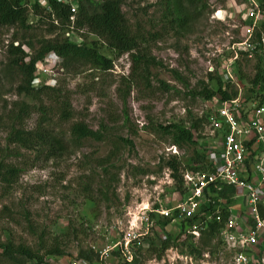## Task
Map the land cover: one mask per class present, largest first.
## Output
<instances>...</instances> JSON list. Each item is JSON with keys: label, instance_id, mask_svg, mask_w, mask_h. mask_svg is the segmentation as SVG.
Segmentation results:
<instances>
[{"label": "rangeland", "instance_id": "rangeland-1", "mask_svg": "<svg viewBox=\"0 0 264 264\" xmlns=\"http://www.w3.org/2000/svg\"><path fill=\"white\" fill-rule=\"evenodd\" d=\"M31 1L26 2L31 32L25 37L64 36L70 27L56 29L52 35L45 33L48 21L38 23L31 15ZM165 1L122 0L120 8L130 30L142 36L139 51L158 66L147 68L146 73L132 70L127 54L114 58L101 49L112 59L110 70L74 65L45 77L46 84L58 90V101H67L71 114L70 119L61 121L52 100L40 98L48 119L47 125L40 127L61 142L52 152L41 145L26 150L10 141L14 129L33 131L41 118L32 107L34 102L15 92L20 77L6 55L15 30L0 27V244L9 243L13 249L21 246L37 256L28 261L0 253V264H123L128 250L131 256L134 253L136 264H186L189 257L190 264H229V256L216 240L204 248L197 241L181 243V237L159 252L157 246L165 236L154 226L162 217L169 218L170 210L168 216L149 214L151 227L143 233L144 215L159 208L171 209L184 195L183 187L181 192L173 188L163 162L174 156L181 169L192 165L193 148L175 147L161 129L177 123L187 127L190 120L203 119L212 105L195 94L202 87H214L221 59L229 56L230 45L245 34L229 6L240 0H202L206 7L200 15L180 29L166 16ZM216 11H225L223 20L215 16ZM78 34L87 44L97 40L85 29L72 36L83 40ZM26 51L32 53L30 48ZM257 60L239 56L235 62L243 75L239 80L243 88L254 76ZM258 65L263 73L264 58ZM248 100L249 111L253 105ZM23 101L30 107L14 122ZM75 122L99 131L103 140H71L69 129ZM197 134H205L203 120ZM14 167L20 170L17 179L5 183L1 174ZM172 227L165 232L175 235L176 226ZM129 233L140 237L127 244L125 251L123 241ZM189 245L201 250L198 258L187 254ZM55 247L61 256L46 254Z\"/></svg>", "mask_w": 264, "mask_h": 264}, {"label": "trees", "instance_id": "trees-1", "mask_svg": "<svg viewBox=\"0 0 264 264\" xmlns=\"http://www.w3.org/2000/svg\"><path fill=\"white\" fill-rule=\"evenodd\" d=\"M43 2V6L40 4ZM27 0H0V27L13 28L15 30L14 37L10 39L9 44L6 46V55L8 63L11 68L19 75L20 81L15 92L28 102H34L32 107L40 115L39 124L33 131H25L24 129H14V135L10 136V141L26 150H35L40 145L49 147L50 151H55L61 147V142L58 138L50 133L43 132L42 127L46 126L48 119L46 117L47 107L41 103V97H47L52 100L57 110L58 118L61 121L70 119L69 105L67 101H58L55 96L58 90L49 85L39 84L32 86L34 79L35 64L47 56L53 57L61 69H71L74 65H89L98 68L102 71H108L112 67V59L106 57L101 52L104 49L107 54L112 55L114 58L127 54L130 59L132 70H141L143 73L147 72V68L158 66L159 64L154 61L152 57L147 55L144 51H139L140 41L142 36L138 31L132 32L129 28L121 12L122 0H75L77 8L72 12L68 5L58 2L56 0H32L29 5L31 15L37 18V22L46 19L48 22L46 34L52 35L56 29L64 31L68 27H72L75 32L85 29L88 33L97 38L96 41H90L88 44L83 38L80 43L69 42L63 35L61 37L54 36L50 39L43 37L37 39L34 36H27L30 34L31 26L27 22L28 9L26 7ZM206 7L202 0H185V4L181 0H166L165 11L166 16L171 17L172 22L177 28H183L187 21L194 20L200 15L201 11ZM264 11V2L261 3ZM191 10V13L190 11ZM72 17V20L70 18ZM18 34L21 36L18 38ZM260 34L264 37V22H262L258 29L254 32V41H259ZM31 41L35 45L31 44ZM99 41L101 43H99ZM13 42H16L13 45ZM32 49L29 54L27 50ZM264 55V51L262 52ZM258 58L254 65L255 73L252 79L248 82V86L243 88L244 103H248V98L254 106L264 104V84L261 80L262 72L259 67L261 55H256ZM261 58V59H259ZM237 65V64H236ZM235 75L237 82L243 79V75L237 66H235ZM163 86V83H161ZM261 94V95H259ZM195 95L200 96L204 100H209L212 97L217 98L219 101L229 100L236 96V89L230 85L223 83L221 78H216L214 87L208 89L202 87L200 92ZM256 99H259L257 102ZM30 107L24 101L18 107V112L14 118V122L21 120V112H26ZM204 120L202 118L190 120L189 125L185 127L183 124H170L163 129L165 134L169 136L170 143L178 148L189 146L193 148L191 164L194 166H186L180 168V162L174 157L170 156L163 162V166L169 171V177L173 181V188L181 192L182 181L180 172L183 169L190 171H209L206 164V155L202 151V142H199L201 137L197 134L199 123ZM69 137L71 140L80 141L90 138L94 141H102L103 136L99 131H93L87 128L81 122L71 124L69 129ZM122 141V139H120ZM125 143V140H123ZM196 165L198 167H196ZM1 168V167H0ZM20 170L17 168H6L1 174L2 180L9 183L13 178L17 179ZM225 215V214H224ZM151 216V215H149ZM171 218H163L158 223L160 232L164 233L165 239L159 241L157 250L162 252L168 248L169 243L178 241L181 237L184 242H192L190 235L184 234V227L191 224L187 221L186 224L181 222L175 235L168 234L164 231V227L170 222ZM215 223H208L206 229L200 234L197 243L199 242L205 248L211 240H215L217 231ZM172 238L174 240H172ZM153 246V245H151ZM187 254H191L193 258H198L201 255V250L192 245L187 246ZM208 252L211 253V250ZM0 253L6 257L11 258L19 256L25 260L31 261L37 256L29 249L17 246L13 247L9 243L0 244ZM47 255L61 256V252L55 247L47 250ZM133 256V258H132ZM130 263L124 262L123 264H136V258L132 253ZM89 262L87 256L82 257Z\"/></svg>", "mask_w": 264, "mask_h": 264}, {"label": "built area", "instance_id": "built-area-1", "mask_svg": "<svg viewBox=\"0 0 264 264\" xmlns=\"http://www.w3.org/2000/svg\"><path fill=\"white\" fill-rule=\"evenodd\" d=\"M56 1L68 5L72 12L77 8L75 0ZM263 2L240 0L238 4H229L241 21L245 34L243 39L230 45L229 56L221 59L219 64V77L223 83L236 89V96L224 101L214 97L206 101L212 106L203 114L205 134L199 135V142L203 143L202 151L209 171L181 170L184 190L181 200L166 211L160 208L151 210L141 220L146 225L143 231L146 234L147 228L151 227L149 214L168 216L170 210L171 220L164 231L171 226L173 229L176 226V231L181 222L191 221L184 227V234L190 235L193 241L198 240L208 223H215L218 226L215 240L229 256V264H264V104H252L248 111L243 89L235 75V62L239 56L246 59L256 55L264 57V37L260 34L258 42L253 38L264 22ZM40 4L43 6L42 1ZM220 12L219 20H223L226 13ZM74 34L70 26L64 37L69 42L80 43L81 39L72 37ZM34 69L32 86L47 85V75L62 71L54 58H43ZM261 80L264 84V71ZM236 200H240L239 203ZM154 228L160 232L158 226ZM138 237L127 234L123 241L124 250ZM128 251L126 263L131 261ZM185 260L186 264L191 263L190 257Z\"/></svg>", "mask_w": 264, "mask_h": 264}, {"label": "water", "instance_id": "water-1", "mask_svg": "<svg viewBox=\"0 0 264 264\" xmlns=\"http://www.w3.org/2000/svg\"><path fill=\"white\" fill-rule=\"evenodd\" d=\"M221 12L220 11H216L215 12V16H220Z\"/></svg>", "mask_w": 264, "mask_h": 264}, {"label": "bare ground", "instance_id": "bare-ground-1", "mask_svg": "<svg viewBox=\"0 0 264 264\" xmlns=\"http://www.w3.org/2000/svg\"><path fill=\"white\" fill-rule=\"evenodd\" d=\"M221 15V14H220ZM146 209V207H143V210Z\"/></svg>", "mask_w": 264, "mask_h": 264}, {"label": "crops", "instance_id": "crops-1", "mask_svg": "<svg viewBox=\"0 0 264 264\" xmlns=\"http://www.w3.org/2000/svg\"><path fill=\"white\" fill-rule=\"evenodd\" d=\"M224 194H226V193H224ZM237 210V209H236ZM241 209H239L238 211H240Z\"/></svg>", "mask_w": 264, "mask_h": 264}]
</instances>
